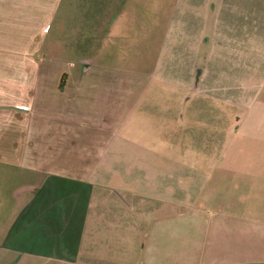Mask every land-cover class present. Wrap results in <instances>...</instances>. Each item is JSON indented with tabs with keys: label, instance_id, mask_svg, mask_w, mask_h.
Listing matches in <instances>:
<instances>
[{
	"label": "rangeland",
	"instance_id": "1",
	"mask_svg": "<svg viewBox=\"0 0 264 264\" xmlns=\"http://www.w3.org/2000/svg\"><path fill=\"white\" fill-rule=\"evenodd\" d=\"M215 2L219 0H63L61 19L72 23L86 16L91 31L100 14L111 34L81 35L78 48L41 51V73L31 94L34 110L28 113L35 128L28 138L34 142L27 145L28 164L41 172L89 178L97 202L107 198L112 207L113 200H122L134 256L137 240L140 246L149 242L152 231L146 218L143 226L133 224L131 207L138 203L158 204L161 218L175 219L169 229L192 243L207 237L206 229L219 214L230 215L228 206L244 207L233 220L221 219L222 230L240 240L254 237L262 244L258 249L255 243V254H264V78L234 80L237 71L247 72L249 62L245 54L239 69L233 64L230 24H225L223 58L220 65L215 62L221 51L214 34ZM225 2L256 9L254 39L263 45L264 0ZM206 36L212 45L208 49ZM206 52L209 60L200 64ZM87 58L93 66L84 72ZM0 68L18 75L17 66ZM64 73L69 76L61 91ZM168 171L177 181L191 177L192 186L168 193L163 184ZM22 174L10 178V186L31 179L33 187L37 184L39 178L27 170ZM159 174L152 192L147 175L156 179ZM99 177H105L104 187ZM103 227L101 222L93 231L101 236ZM176 238L177 248L182 247ZM162 242L173 241L164 237Z\"/></svg>",
	"mask_w": 264,
	"mask_h": 264
},
{
	"label": "crops",
	"instance_id": "2",
	"mask_svg": "<svg viewBox=\"0 0 264 264\" xmlns=\"http://www.w3.org/2000/svg\"><path fill=\"white\" fill-rule=\"evenodd\" d=\"M102 1L105 3L106 0ZM62 2L0 0V66L18 67L17 76L0 68V182L3 181L0 183V264H264V254H255L254 250V245L259 244V249L261 242L254 237L240 240L222 230L224 224L221 219L233 220L241 215L240 210L244 207L228 206L233 210L228 213L230 215L220 217L219 214L210 223L212 228L206 229L210 231L207 237L192 243L191 238L177 236L173 229H169L170 222L174 223L175 219L161 218L158 204L145 207L138 203V206L131 207L134 210L132 222L138 228L143 226L146 218L152 231L149 242L140 246L137 240L134 256L125 232L127 213L122 208V200H113L112 207L107 198H103L105 202H97L96 185L89 178L58 171L41 172L37 166L28 164L27 145L34 144L33 140H28L34 128L28 113L34 110L31 108V94L41 73L44 59L41 51L51 47L78 48L81 35H90L94 39V36L102 38L105 33L111 34L100 14L96 20L94 18L91 31L86 16L82 20L76 18L72 23L64 21L59 17ZM236 4L219 0L212 5L217 14L214 34L219 44L216 49L219 47L221 50H218L215 62L220 65L223 58L225 24H230L233 64L239 69L245 54L249 62L247 72L241 74L237 71L234 80L262 79L264 44L257 46V37L254 39L259 26L257 11L254 7L244 9ZM225 7H231V10L224 12ZM228 16L231 17L229 23L226 20ZM207 39L206 36V49L211 45ZM88 59L84 61V72L93 66L92 59ZM208 60L207 52L200 56V64H207ZM68 76L64 73L60 79L61 91H65ZM26 170L29 175L39 178L37 184L33 187L31 179L27 184L22 182L17 187L10 186V178L25 174ZM168 173L163 172L164 189L168 193L173 191L175 194L177 188L192 186L191 177L177 181ZM147 177L150 178L147 179L148 187L154 192L160 174L156 179L151 175ZM104 178H98L102 187L106 184ZM169 204L167 202L166 206ZM248 208L251 207L245 209ZM245 215L250 216V212ZM199 217L205 221L202 215ZM101 222L105 233L100 236L93 228L99 227ZM203 225L207 226L206 223ZM164 237L173 242L163 245ZM176 237L182 241V247L177 248L174 243ZM140 252L141 256L138 255Z\"/></svg>",
	"mask_w": 264,
	"mask_h": 264
}]
</instances>
